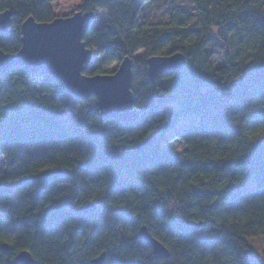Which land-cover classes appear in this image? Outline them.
Listing matches in <instances>:
<instances>
[{"label": "trees", "instance_id": "trees-1", "mask_svg": "<svg viewBox=\"0 0 264 264\" xmlns=\"http://www.w3.org/2000/svg\"><path fill=\"white\" fill-rule=\"evenodd\" d=\"M57 1L0 0L12 14L0 50L19 52L23 24L51 23ZM162 1L84 0L78 10L106 15L83 37L101 57L86 76L133 61V122L102 120L95 97L77 101L45 71L0 77V264L22 251L35 264L102 254L104 264H264V0L164 3L151 16ZM176 53L185 69L152 83L147 60ZM182 115L192 121L179 127ZM172 141L184 150L168 151ZM143 227L169 259L155 257Z\"/></svg>", "mask_w": 264, "mask_h": 264}, {"label": "water", "instance_id": "water-1", "mask_svg": "<svg viewBox=\"0 0 264 264\" xmlns=\"http://www.w3.org/2000/svg\"><path fill=\"white\" fill-rule=\"evenodd\" d=\"M93 12L74 13L69 17H57L51 23H37L29 18L22 27V47L16 54L0 50V77H3L15 66H22L30 74L45 71L54 79L62 82L68 92L77 101H86L91 97L97 99L102 120L133 122L140 112L134 107L133 61L125 58L113 74L86 76L84 74L93 60L94 52L88 48L83 37L95 21ZM12 14L0 13V35L11 33ZM148 74L152 83L160 76L170 73H181L186 67V58L182 53L172 56H154L147 60ZM264 78V70L262 71ZM178 95L159 96L158 105L163 107L175 102ZM156 137L147 139L139 146L140 150L150 147ZM95 206H87L89 213ZM140 237L149 241L157 259L170 258V251L143 227ZM106 254L91 260L87 264H104ZM13 264H35L28 251L20 252Z\"/></svg>", "mask_w": 264, "mask_h": 264}, {"label": "rangeland", "instance_id": "rangeland-1", "mask_svg": "<svg viewBox=\"0 0 264 264\" xmlns=\"http://www.w3.org/2000/svg\"><path fill=\"white\" fill-rule=\"evenodd\" d=\"M84 0H58L56 3L53 4V10L57 17H69L73 15L76 12H79L78 10L81 8L82 3ZM167 3L169 4L168 7L172 5L176 6H184L188 10H192L194 0H163L161 3L157 2L154 4H151L148 8V12L151 16H154L155 18H161V14L159 11V7ZM106 15L103 12H98L96 15V21L94 22L95 25H100L105 20ZM213 34L215 36L218 35V30H213ZM141 55V54H140ZM208 56L213 64L214 67L219 68L225 65V57L223 53L216 52L214 50H208ZM101 57H97L96 53L93 55V60L91 63V67H94L95 65L99 64V60ZM106 71L109 72V74H113L117 68L118 65L113 64L110 67H104ZM198 119V118H197ZM180 123L179 127L187 124L188 122L192 121V118L182 115L180 117ZM167 150L173 153H179L184 150V146L179 141H172L167 144L166 146ZM1 163H3V159L1 158ZM254 182H251L250 184H253Z\"/></svg>", "mask_w": 264, "mask_h": 264}]
</instances>
